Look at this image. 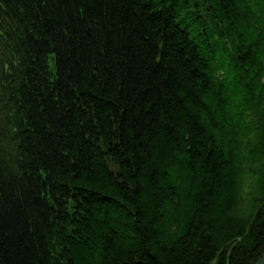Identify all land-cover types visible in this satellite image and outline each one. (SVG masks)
I'll list each match as a JSON object with an SVG mask.
<instances>
[{
	"label": "trees",
	"instance_id": "trees-1",
	"mask_svg": "<svg viewBox=\"0 0 264 264\" xmlns=\"http://www.w3.org/2000/svg\"><path fill=\"white\" fill-rule=\"evenodd\" d=\"M16 1L0 264H256L264 0Z\"/></svg>",
	"mask_w": 264,
	"mask_h": 264
},
{
	"label": "bare ground",
	"instance_id": "bare-ground-1",
	"mask_svg": "<svg viewBox=\"0 0 264 264\" xmlns=\"http://www.w3.org/2000/svg\"><path fill=\"white\" fill-rule=\"evenodd\" d=\"M21 54H22V56H21V58H20V61H19V68H14V67H11V69L14 71V73H16V70L18 69H21V68H26L27 66H29V64H31L32 63V59L30 58V61H29V57H30V55L29 54H27V53H25L24 52V50H23V47H21ZM53 61L54 60H50V62H51V64H53ZM14 63H15V65L16 66H18V63L17 62H15L14 61ZM7 80H8V78L7 77H1V82H2V84H6V82H7ZM1 131H3V129H1ZM4 132V131H3ZM5 133V132H4ZM6 134V133H5Z\"/></svg>",
	"mask_w": 264,
	"mask_h": 264
},
{
	"label": "water",
	"instance_id": "water-1",
	"mask_svg": "<svg viewBox=\"0 0 264 264\" xmlns=\"http://www.w3.org/2000/svg\"><path fill=\"white\" fill-rule=\"evenodd\" d=\"M256 264H264V254Z\"/></svg>",
	"mask_w": 264,
	"mask_h": 264
}]
</instances>
